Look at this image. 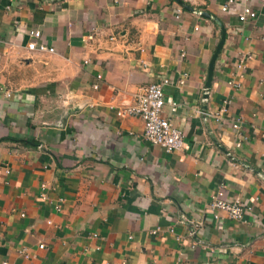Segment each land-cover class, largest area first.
<instances>
[{
    "label": "crops",
    "instance_id": "crops-1",
    "mask_svg": "<svg viewBox=\"0 0 264 264\" xmlns=\"http://www.w3.org/2000/svg\"><path fill=\"white\" fill-rule=\"evenodd\" d=\"M225 2L0 0V262L264 264V0ZM201 11L225 29L209 87L221 29ZM31 28L54 50L28 49ZM163 78L170 152L117 113ZM219 188L242 220L212 217Z\"/></svg>",
    "mask_w": 264,
    "mask_h": 264
},
{
    "label": "built area",
    "instance_id": "built-area-1",
    "mask_svg": "<svg viewBox=\"0 0 264 264\" xmlns=\"http://www.w3.org/2000/svg\"><path fill=\"white\" fill-rule=\"evenodd\" d=\"M235 1L236 0H226L225 4L221 7L222 11H226L228 6L235 3ZM199 13L201 14V12ZM257 14V11L250 5L244 4L238 12V19L240 21L253 19L257 17ZM27 35L29 37V41L27 42L28 49L49 52L54 50L52 47L39 41V38L41 37L39 29H28ZM97 76L98 78H101V75ZM168 82L169 79L163 78L157 82L142 85L138 92L134 94L132 102L119 109L117 113L119 115L139 117L143 123V137L170 152L180 150L183 147L184 134L182 130L176 127L171 122V119L163 113L167 104H169L171 112H174L177 108V103L173 99L165 97L164 87ZM182 82L183 79H180V83ZM234 83L237 85V82ZM94 87H97V84H95ZM226 104L227 101H224V103L214 112H202L205 116H212L215 120H220L222 114L226 111ZM232 126L236 129L239 128L237 122L233 123ZM237 145H239V142ZM42 186H45V184ZM59 200L63 201V198H60ZM60 207V204L55 205V208L58 210ZM207 207L214 219L218 218L220 211H223L230 219L235 220H242L245 215L243 203L240 200H228L225 198L222 188H219L212 196ZM181 222L184 223L188 235L192 238V245L195 247L196 245L201 244L202 239L199 237V230L202 227V222L189 216H183ZM169 230L173 232L174 228L170 227ZM151 232L155 233L157 232V229H153ZM177 239H179L178 236ZM38 247L43 248L44 244L40 243ZM18 253L25 258L31 256L26 248H20ZM0 264H8V262L3 260Z\"/></svg>",
    "mask_w": 264,
    "mask_h": 264
},
{
    "label": "water",
    "instance_id": "water-1",
    "mask_svg": "<svg viewBox=\"0 0 264 264\" xmlns=\"http://www.w3.org/2000/svg\"><path fill=\"white\" fill-rule=\"evenodd\" d=\"M201 14L206 15L207 17H212L219 25H220V29H221V40L218 44V46L216 47L215 51L212 54L211 60L209 62L208 65V72H207V81H206V86L209 87L210 86V82L213 76V71H214V63H215V59L218 55V52L222 46L223 40H224V36H225V29L223 24L221 23V21L216 18L215 16H212L206 12L201 11Z\"/></svg>",
    "mask_w": 264,
    "mask_h": 264
}]
</instances>
